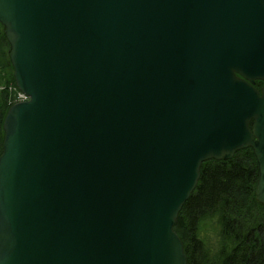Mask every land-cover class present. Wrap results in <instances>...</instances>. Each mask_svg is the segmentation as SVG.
I'll return each instance as SVG.
<instances>
[{
	"label": "water",
	"instance_id": "water-1",
	"mask_svg": "<svg viewBox=\"0 0 264 264\" xmlns=\"http://www.w3.org/2000/svg\"><path fill=\"white\" fill-rule=\"evenodd\" d=\"M0 23L28 97L3 124L0 264H187L202 164L247 148L264 206V0H0Z\"/></svg>",
	"mask_w": 264,
	"mask_h": 264
},
{
	"label": "trees",
	"instance_id": "trees-1",
	"mask_svg": "<svg viewBox=\"0 0 264 264\" xmlns=\"http://www.w3.org/2000/svg\"><path fill=\"white\" fill-rule=\"evenodd\" d=\"M11 46L0 23V69L3 83L16 87L10 59ZM262 82L256 83L261 88ZM0 155L3 151V124L11 105L8 92L1 96ZM259 167L252 148L237 152L229 160L202 164L198 185L183 206L175 232L181 238L187 264H264V206L256 200ZM218 229L217 246L202 238L206 223ZM216 222V223H215Z\"/></svg>",
	"mask_w": 264,
	"mask_h": 264
},
{
	"label": "rangeland",
	"instance_id": "rangeland-1",
	"mask_svg": "<svg viewBox=\"0 0 264 264\" xmlns=\"http://www.w3.org/2000/svg\"><path fill=\"white\" fill-rule=\"evenodd\" d=\"M7 71V70H6ZM6 71H3L0 69V108L2 107V92L5 90V92H8V99L7 102L8 104L12 103L15 100V93L13 91V86L8 85L6 86L3 83L2 76L3 74L7 75ZM216 223V222H215ZM202 238L203 240L207 243V245L213 250L217 246V241H218V229H216L215 224L211 222L206 223V225L203 227L202 231Z\"/></svg>",
	"mask_w": 264,
	"mask_h": 264
},
{
	"label": "bare ground",
	"instance_id": "bare-ground-1",
	"mask_svg": "<svg viewBox=\"0 0 264 264\" xmlns=\"http://www.w3.org/2000/svg\"><path fill=\"white\" fill-rule=\"evenodd\" d=\"M13 91H14V93L16 94L15 95V100L12 102V103H10L9 105H11V107L13 106V105H15L16 104V102H17V99H18V97L20 96V90L18 89V87H17V84H16V87H13ZM10 107V108H11ZM9 111V110H8ZM8 113V112H7ZM6 116H7V114H6ZM6 118V117H5ZM4 143V142H3Z\"/></svg>",
	"mask_w": 264,
	"mask_h": 264
},
{
	"label": "built area",
	"instance_id": "built-area-1",
	"mask_svg": "<svg viewBox=\"0 0 264 264\" xmlns=\"http://www.w3.org/2000/svg\"><path fill=\"white\" fill-rule=\"evenodd\" d=\"M18 100L19 101L26 100V97L23 94H20V96L18 97Z\"/></svg>",
	"mask_w": 264,
	"mask_h": 264
}]
</instances>
